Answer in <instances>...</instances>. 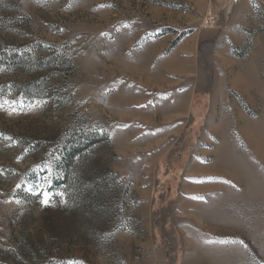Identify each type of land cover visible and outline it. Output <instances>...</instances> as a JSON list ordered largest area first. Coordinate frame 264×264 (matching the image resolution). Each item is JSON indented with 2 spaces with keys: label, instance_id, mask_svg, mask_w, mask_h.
I'll use <instances>...</instances> for the list:
<instances>
[{
  "label": "rangeland",
  "instance_id": "obj_1",
  "mask_svg": "<svg viewBox=\"0 0 264 264\" xmlns=\"http://www.w3.org/2000/svg\"><path fill=\"white\" fill-rule=\"evenodd\" d=\"M0 105V264H264V0H0Z\"/></svg>",
  "mask_w": 264,
  "mask_h": 264
},
{
  "label": "snow or ice",
  "instance_id": "obj_2",
  "mask_svg": "<svg viewBox=\"0 0 264 264\" xmlns=\"http://www.w3.org/2000/svg\"><path fill=\"white\" fill-rule=\"evenodd\" d=\"M0 107H2V105H0ZM14 110V109H13ZM17 187H19V185H17ZM62 195V194H61ZM50 200V196L49 193L47 191H44L43 193V199H42V203L43 204H48ZM17 203H19V201H17ZM68 264H82V262H77V261H69Z\"/></svg>",
  "mask_w": 264,
  "mask_h": 264
}]
</instances>
